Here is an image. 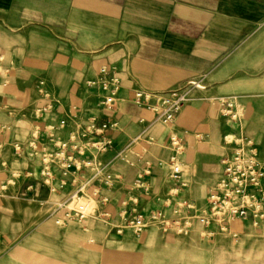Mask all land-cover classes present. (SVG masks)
I'll list each match as a JSON object with an SVG mask.
<instances>
[{
    "label": "crops",
    "instance_id": "0c3cea01",
    "mask_svg": "<svg viewBox=\"0 0 264 264\" xmlns=\"http://www.w3.org/2000/svg\"><path fill=\"white\" fill-rule=\"evenodd\" d=\"M102 66L115 67L120 81L113 108L99 104L104 90L87 87ZM194 79L206 89L192 90L171 125L134 99L138 88L167 93ZM219 98L233 102L237 119ZM92 119L110 125L104 136L112 145L86 156L109 163L117 179L110 188L88 182L83 192L99 190L98 214L109 216L57 224L66 209L54 206L93 173L73 183L55 168L45 184L41 154L29 143L45 145L50 128L88 141ZM171 133L183 139L187 186L167 204ZM239 133L254 139L264 160V0H0V264H99L104 254L106 264H227L232 243L237 264H264V220L233 221L229 233L194 220L188 236L150 222L139 234L117 230L119 202L131 194L146 215L159 208L172 216L174 200L189 206L183 215L206 214L228 154L224 136ZM136 138L137 155L118 158ZM141 176L157 198L129 192Z\"/></svg>",
    "mask_w": 264,
    "mask_h": 264
},
{
    "label": "built area",
    "instance_id": "2783aa9c",
    "mask_svg": "<svg viewBox=\"0 0 264 264\" xmlns=\"http://www.w3.org/2000/svg\"><path fill=\"white\" fill-rule=\"evenodd\" d=\"M89 88H101L105 94L100 99L99 104L108 108H113L118 102L120 81L116 68L113 66H102L99 68L97 76L87 82ZM194 89L205 90L206 86L201 79L189 81L181 88L172 89L167 93H161L143 88H138L134 93V99L140 103L149 105L155 112V121H160L171 125L178 110L191 102L190 93ZM218 101L225 105L224 114L230 115L233 119L238 118V114L233 113V102L228 98H219ZM37 114L41 109H37ZM107 123L98 124L97 120H90L86 130L94 135L93 139L84 140L76 132L71 133L64 139L57 136L52 129L45 137L46 144L41 146L37 141L32 140L29 148L33 152L41 154L40 176L45 184L51 185L54 169L61 171L63 176H75L72 182L77 181V176L82 178L87 170L92 172V176L83 182L64 202L54 206V210L65 208L66 213L56 220L57 224H62L65 219H73L79 223L84 222L89 217L98 214L95 197L100 194L99 190L93 191L90 195L83 192V188L88 182L97 181L106 188H110L117 179V174L110 169V164L98 165L93 156L87 157V151L96 152L107 151L112 140L104 136L110 129ZM37 134V133H36ZM34 137L37 138L36 135ZM137 138L132 140L128 146L117 153V157L129 163V157L137 155L133 144ZM225 145L228 147V154L223 156L221 164L223 172L217 183V191L208 198V211L201 216L191 217L183 215L181 212L185 206L179 200H174V211L172 216L167 217L162 209H154L148 215L144 214L139 204V198L133 194L125 196L118 205L117 215L120 224L118 232L124 229H131L135 233H142L147 223H153L161 230L176 235L188 236L194 230V220L199 226L205 228L216 225L220 232L228 233L229 224L235 220L248 218L254 227L264 220V160L258 156V150L254 139L245 133L227 134L224 136ZM166 146L170 151L168 157V197L166 203L169 204L172 197L186 188L187 184L182 180L183 167L180 156L184 151L183 139L177 133H171ZM22 145H17L15 150L21 149ZM86 156L87 158H82ZM149 171H144V176L149 175ZM144 176L129 187V192H140L144 196H158L153 193V186L145 182ZM101 202L108 201L107 196H101ZM109 213H99L100 219L107 218ZM207 230H203L206 234Z\"/></svg>",
    "mask_w": 264,
    "mask_h": 264
},
{
    "label": "rangeland",
    "instance_id": "374dc122",
    "mask_svg": "<svg viewBox=\"0 0 264 264\" xmlns=\"http://www.w3.org/2000/svg\"><path fill=\"white\" fill-rule=\"evenodd\" d=\"M230 245H231V248H233V249H231V251L229 253H227V264H237L240 262V258H238L239 256L234 249V244L232 243ZM103 256L104 257L99 259V264H106L105 254ZM86 262L88 264L89 261H86Z\"/></svg>",
    "mask_w": 264,
    "mask_h": 264
}]
</instances>
